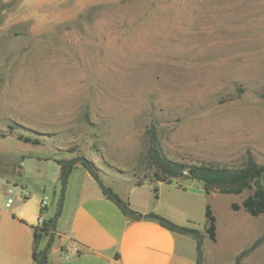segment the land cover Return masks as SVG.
Masks as SVG:
<instances>
[{"label":"rangeland","instance_id":"obj_1","mask_svg":"<svg viewBox=\"0 0 264 264\" xmlns=\"http://www.w3.org/2000/svg\"><path fill=\"white\" fill-rule=\"evenodd\" d=\"M152 124L171 159L239 166L252 156L264 164V0L82 9L75 0H0V142L15 148L19 134L31 135L41 142L29 145L66 162L87 157L118 195L147 184L154 197L162 187L161 206L201 233L210 204L219 224L212 257L233 264L240 235L231 204L252 191L209 196L195 179L154 182L146 159ZM15 158L0 154V172L14 181ZM259 220L264 228V214ZM57 241L52 231L38 249L49 244L52 253ZM258 241L238 264H264ZM58 248L78 250L72 237Z\"/></svg>","mask_w":264,"mask_h":264},{"label":"crops","instance_id":"obj_2","mask_svg":"<svg viewBox=\"0 0 264 264\" xmlns=\"http://www.w3.org/2000/svg\"><path fill=\"white\" fill-rule=\"evenodd\" d=\"M114 1L120 0H75L79 9ZM14 145L11 148L0 142V154L16 157L23 173L14 181L10 174L0 172V264H38L33 255L34 228L51 219L58 241L52 253L48 250L46 264H199L200 259L204 264H220L212 257V244L218 242V219L216 240L205 229L200 245L195 235L174 231L148 217L158 215L184 226L173 210L161 206L162 187L154 197L151 187L145 189L147 184L131 186L124 196L117 194L128 208L145 216L134 218L105 194L84 165L74 164L63 186L65 158L46 154L41 147L20 139ZM12 183L27 190L26 198L16 195L8 203L7 189ZM234 211L232 229L240 235L233 247L236 264L237 257L259 244L255 241H264V228L260 215L249 213V217L243 207ZM67 237L74 239L78 249L69 260L58 248Z\"/></svg>","mask_w":264,"mask_h":264},{"label":"trees","instance_id":"obj_3","mask_svg":"<svg viewBox=\"0 0 264 264\" xmlns=\"http://www.w3.org/2000/svg\"><path fill=\"white\" fill-rule=\"evenodd\" d=\"M10 127L13 128V126ZM147 136L148 145L146 159L153 168L154 182L172 183L176 181L179 183V179L182 178L195 179L203 184V188L208 195L213 193L241 194L244 191L249 190L252 192L243 199L242 205L233 202L231 204L232 209L239 210L243 207L253 216L264 214V164L258 163L252 156H249L247 160L239 166H222L206 162H182L171 159L164 154L159 144L155 125L152 124L150 128H148ZM18 139L25 142H32L34 144H39L41 142L39 137L24 134H19ZM66 164L67 162L64 163V169ZM83 165L86 167L84 163ZM158 190V186H155V191L157 192ZM126 212L134 218L145 217L130 208H128ZM148 217L157 218L158 215H148ZM206 219V232L209 237L215 241L217 238V218L210 204L206 207ZM52 231L53 219L44 220L40 226L34 228L35 248L33 255L38 264H40L43 252L42 249H38L41 239L45 236H50ZM263 239L264 237L262 240ZM199 251H201L200 248ZM249 251L250 249L244 251L238 259L243 257ZM199 264H204L201 259L199 260Z\"/></svg>","mask_w":264,"mask_h":264},{"label":"water","instance_id":"obj_4","mask_svg":"<svg viewBox=\"0 0 264 264\" xmlns=\"http://www.w3.org/2000/svg\"><path fill=\"white\" fill-rule=\"evenodd\" d=\"M76 160H80L82 163H84L86 165V167L91 171V173L94 175V177L98 180V182L101 184L105 194L117 201L119 203V205L124 209V210H128V205L109 187H107L106 185H104V183L101 181V179L98 177L97 171H96V166L94 164L93 161H91L90 159H88L87 157L81 156V157H77L75 158ZM73 162L74 159H70L67 161L66 167L64 169V173H63V186L66 185L68 177L70 175V172L72 170L73 167ZM17 175L18 176H22V170H21V165H18V171H17ZM158 220L160 222H162L164 225L176 230V231H180V232H185V233H190L195 235L198 239H199V244L202 245L204 238L201 232L194 230V229H190L187 227H182L174 222H172L171 220L165 218V217H161L158 216L157 217ZM259 242V241H258ZM48 250H49V244H47L42 252V256L40 259V264H46L47 262V256H48ZM199 254L202 255V251H199Z\"/></svg>","mask_w":264,"mask_h":264},{"label":"built area","instance_id":"obj_5","mask_svg":"<svg viewBox=\"0 0 264 264\" xmlns=\"http://www.w3.org/2000/svg\"><path fill=\"white\" fill-rule=\"evenodd\" d=\"M7 195H8V203H11L16 195L22 198H26V196L28 195V192L22 186L12 183L7 189ZM76 253L77 251L65 253L64 258L66 260H69Z\"/></svg>","mask_w":264,"mask_h":264},{"label":"flooded vegetation","instance_id":"obj_6","mask_svg":"<svg viewBox=\"0 0 264 264\" xmlns=\"http://www.w3.org/2000/svg\"><path fill=\"white\" fill-rule=\"evenodd\" d=\"M121 198V197H120ZM122 199V198H121Z\"/></svg>","mask_w":264,"mask_h":264}]
</instances>
